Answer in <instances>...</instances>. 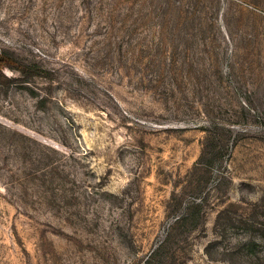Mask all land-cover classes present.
Listing matches in <instances>:
<instances>
[{"label": "rangeland", "instance_id": "obj_1", "mask_svg": "<svg viewBox=\"0 0 264 264\" xmlns=\"http://www.w3.org/2000/svg\"><path fill=\"white\" fill-rule=\"evenodd\" d=\"M0 264H264V0H0Z\"/></svg>", "mask_w": 264, "mask_h": 264}, {"label": "trees", "instance_id": "obj_2", "mask_svg": "<svg viewBox=\"0 0 264 264\" xmlns=\"http://www.w3.org/2000/svg\"><path fill=\"white\" fill-rule=\"evenodd\" d=\"M10 65L15 66L12 67L14 70H17L20 72V74L23 76V83H29L30 81L34 80L35 78H50V73L46 71L45 69L40 68L39 66H29L25 64H21L18 61H13L6 55L0 56V65ZM9 66V67H10ZM164 249V244L159 246L157 250L152 252L149 256V258L146 260V264H157V260L162 255Z\"/></svg>", "mask_w": 264, "mask_h": 264}]
</instances>
